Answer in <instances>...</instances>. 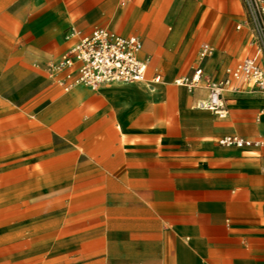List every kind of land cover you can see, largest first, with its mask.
<instances>
[{
  "label": "crops",
  "instance_id": "obj_1",
  "mask_svg": "<svg viewBox=\"0 0 264 264\" xmlns=\"http://www.w3.org/2000/svg\"><path fill=\"white\" fill-rule=\"evenodd\" d=\"M96 28L142 42L145 82L63 91L48 64ZM251 39L240 0H0V264H264L263 98L220 118L175 85Z\"/></svg>",
  "mask_w": 264,
  "mask_h": 264
},
{
  "label": "built area",
  "instance_id": "obj_2",
  "mask_svg": "<svg viewBox=\"0 0 264 264\" xmlns=\"http://www.w3.org/2000/svg\"><path fill=\"white\" fill-rule=\"evenodd\" d=\"M244 16L251 32V46L255 53L244 58L234 69H227L223 79L204 74L199 66L191 75L175 81V85L189 92L204 89L206 97L196 107L211 111L224 118L227 109L224 94L227 92L255 91L263 98L260 114H264V0H240ZM69 37L76 40L57 60L48 64L50 75L61 74L57 80L63 91L84 86L96 90L104 84H130L146 81L147 58L140 57L142 42L135 36L123 37L104 28H96L87 35L72 30ZM213 48L203 44L198 52L203 59ZM161 82L159 75L151 79L152 84ZM217 143L226 147L260 146V141H250L237 135L218 138Z\"/></svg>",
  "mask_w": 264,
  "mask_h": 264
}]
</instances>
